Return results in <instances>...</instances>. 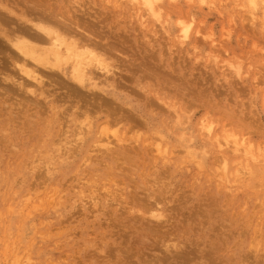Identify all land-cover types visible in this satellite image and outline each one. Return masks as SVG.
I'll return each instance as SVG.
<instances>
[{
	"label": "rangeland",
	"instance_id": "rangeland-1",
	"mask_svg": "<svg viewBox=\"0 0 264 264\" xmlns=\"http://www.w3.org/2000/svg\"><path fill=\"white\" fill-rule=\"evenodd\" d=\"M0 264H264V0H0Z\"/></svg>",
	"mask_w": 264,
	"mask_h": 264
},
{
	"label": "bare ground",
	"instance_id": "bare-ground-1",
	"mask_svg": "<svg viewBox=\"0 0 264 264\" xmlns=\"http://www.w3.org/2000/svg\"><path fill=\"white\" fill-rule=\"evenodd\" d=\"M146 4V6L150 9L153 7L154 3L158 0H143ZM251 2H255V0H251ZM35 28L38 32L32 36L33 38L47 41L49 38L50 42L49 45L45 49H37L36 48V42L32 41L34 39L31 38V40L27 38H21L16 37V39L11 38L9 36H6L8 41L12 43L13 48L23 57L29 60H33L39 65H43L46 67V70L52 71V72H59L63 71L62 69H59L55 66L53 62H60L61 60L68 63L70 60L73 62L81 57L82 55H85L87 52H92L93 50L86 49V47H82L78 43V39H65L62 37V34L59 33L57 30H55L52 27L43 25L41 23H36ZM15 31V30H14ZM19 31V30H18ZM14 34V33H13ZM16 36V35H15ZM14 36V37H15ZM11 45V46H12ZM66 48V49H64ZM43 52H47L45 55H42ZM65 54H69L66 56ZM45 57V58H44ZM55 58V61L52 60ZM99 65H96V63L91 62L89 64L88 69H101L104 70L101 66L107 67L106 63L99 61ZM22 66V65H21ZM80 64L78 62L75 63L74 69L79 71ZM20 71L23 72L26 77H29L33 81H35L37 84L42 85L44 83L43 75L36 72L35 68L27 69L24 66L19 67ZM85 75L90 79L93 80V77L91 75H88L87 70L84 71ZM28 78V79H29ZM77 84L80 87H83L85 85V82L83 80L77 81Z\"/></svg>",
	"mask_w": 264,
	"mask_h": 264
}]
</instances>
